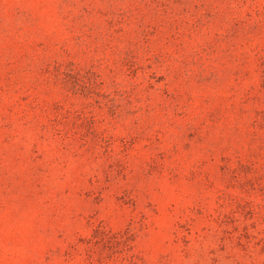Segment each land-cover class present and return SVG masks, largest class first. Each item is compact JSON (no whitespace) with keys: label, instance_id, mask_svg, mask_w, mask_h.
Returning <instances> with one entry per match:
<instances>
[{"label":"rangeland","instance_id":"rangeland-1","mask_svg":"<svg viewBox=\"0 0 264 264\" xmlns=\"http://www.w3.org/2000/svg\"><path fill=\"white\" fill-rule=\"evenodd\" d=\"M0 264H264V0H0Z\"/></svg>","mask_w":264,"mask_h":264}]
</instances>
